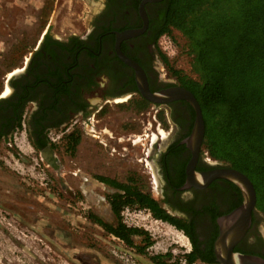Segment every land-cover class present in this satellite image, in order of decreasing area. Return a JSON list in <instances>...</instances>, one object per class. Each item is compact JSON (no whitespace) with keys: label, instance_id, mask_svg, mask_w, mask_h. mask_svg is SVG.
Returning a JSON list of instances; mask_svg holds the SVG:
<instances>
[{"label":"rangeland","instance_id":"1","mask_svg":"<svg viewBox=\"0 0 264 264\" xmlns=\"http://www.w3.org/2000/svg\"><path fill=\"white\" fill-rule=\"evenodd\" d=\"M99 2L0 0V76L16 63L21 50L30 49L48 24L52 35H80ZM158 46L173 68L194 76L186 38L180 32L160 36ZM168 76L176 79L170 73ZM1 82L0 78V87ZM150 107L151 115H143L125 103H107L98 122L90 120L87 126L89 130L94 123L96 129L112 132L113 137L104 135L107 145L77 128L75 145L66 135L58 141L49 140L55 166L42 157L22 130L9 137L4 144L9 152L0 148V154L5 155L0 163V264H188L184 256L191 246L186 235L154 218L147 209L124 208L121 213L124 224L141 230L131 236L130 245L95 221L117 223L107 201L117 189L94 179L95 174L122 180L126 172L135 169L140 174L137 186L159 201L158 184L141 183V179L147 180L141 170L147 171L145 163L152 165L146 157L151 145L163 144L172 127L166 122L158 125L152 118L158 114L163 120L162 106ZM147 121L157 130L147 129ZM142 158L145 160L140 161ZM260 214L264 227V212Z\"/></svg>","mask_w":264,"mask_h":264},{"label":"flooded vegetation","instance_id":"2","mask_svg":"<svg viewBox=\"0 0 264 264\" xmlns=\"http://www.w3.org/2000/svg\"><path fill=\"white\" fill-rule=\"evenodd\" d=\"M161 1L145 4L147 25L144 31L120 42L121 53L141 67L151 92L182 86L177 78L169 79L156 39ZM140 2L100 0L89 25L80 35H52L48 24L30 49L20 51L16 63L0 76V148L9 152L4 144H8L10 136L22 130L40 154L45 148L53 152L49 140L58 141L56 139L64 135L72 137L77 128L102 145H107L104 135L113 137L112 132L105 128L96 129L94 123L89 130L87 128L90 120L98 122L107 103H125L143 115H151L150 106H162L163 120L158 114L152 118L158 125L170 124L171 134L168 132L169 137L163 144L151 145L149 153L144 152L152 165H143L147 171L141 172L147 175V180L141 179L140 182L158 184L157 201L181 226L190 250H194L196 255L193 262L222 264L216 261L214 252V241L219 233L217 218L238 206L242 195L233 182L224 178H215L204 185L183 187L192 157L191 149L183 140L192 128L193 109L184 100L164 105L145 99L138 89L134 68L115 51L117 31L143 26L138 13ZM5 85L10 92H5ZM75 123H78L76 127L73 126ZM146 124L150 126L147 129L153 127L157 130V126L149 121ZM148 134L151 135L152 131ZM133 136L136 134L133 133ZM4 158L5 155L0 154V163ZM52 159L51 165L55 166L54 156ZM224 166L230 165L213 159L201 145L193 171L197 174ZM138 175L139 172L133 169L126 172L122 180L103 174H95L93 178L105 185L109 184L100 178L137 184ZM261 212L254 208L250 226L233 251L264 259Z\"/></svg>","mask_w":264,"mask_h":264},{"label":"trees","instance_id":"3","mask_svg":"<svg viewBox=\"0 0 264 264\" xmlns=\"http://www.w3.org/2000/svg\"><path fill=\"white\" fill-rule=\"evenodd\" d=\"M161 3L156 39L170 36L173 30L186 38V54L194 76L173 68L161 53L170 75L190 90L200 105L205 127L202 148L251 180L255 208L264 212V0ZM73 136L67 138L75 145L79 138ZM100 180L117 189L107 196L117 223L95 221L126 244H133L131 236L141 230L124 224V208L147 209L154 218L182 229L137 184ZM184 257L191 264L196 257L194 250Z\"/></svg>","mask_w":264,"mask_h":264},{"label":"water","instance_id":"4","mask_svg":"<svg viewBox=\"0 0 264 264\" xmlns=\"http://www.w3.org/2000/svg\"><path fill=\"white\" fill-rule=\"evenodd\" d=\"M159 1L161 0H141L138 13L142 18L143 26L117 31L115 33V51L124 62L134 68L138 89L145 99L155 104L164 105L175 100H184L191 105L194 112L193 124L190 133L183 142L191 149L192 157L187 166V181L183 187L204 185L215 178H224L233 182L241 192V203L227 214L217 218L219 233L214 241L216 261L222 264H264V259L259 256L233 251V247L249 228L252 212L255 208L256 193L251 180L244 173L230 166L217 167L197 174L193 171L205 130L201 108L193 93L183 86H172L151 92L141 67L133 60L125 57L120 51V42L123 39L134 37L144 31L147 25L145 4ZM41 155L49 164H52L54 155L49 148L42 150Z\"/></svg>","mask_w":264,"mask_h":264},{"label":"bare ground","instance_id":"5","mask_svg":"<svg viewBox=\"0 0 264 264\" xmlns=\"http://www.w3.org/2000/svg\"><path fill=\"white\" fill-rule=\"evenodd\" d=\"M8 92H10V88L9 87H7V90H6V93H8Z\"/></svg>","mask_w":264,"mask_h":264},{"label":"crops","instance_id":"6","mask_svg":"<svg viewBox=\"0 0 264 264\" xmlns=\"http://www.w3.org/2000/svg\"><path fill=\"white\" fill-rule=\"evenodd\" d=\"M53 153V152H52ZM54 155V154H53Z\"/></svg>","mask_w":264,"mask_h":264}]
</instances>
